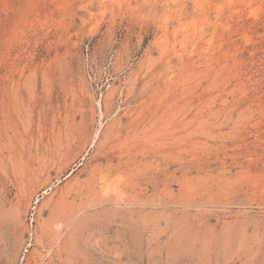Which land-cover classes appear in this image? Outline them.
<instances>
[{"label":"rangeland","instance_id":"rangeland-1","mask_svg":"<svg viewBox=\"0 0 264 264\" xmlns=\"http://www.w3.org/2000/svg\"><path fill=\"white\" fill-rule=\"evenodd\" d=\"M0 264H264V0H0Z\"/></svg>","mask_w":264,"mask_h":264},{"label":"bare ground","instance_id":"bare-ground-1","mask_svg":"<svg viewBox=\"0 0 264 264\" xmlns=\"http://www.w3.org/2000/svg\"><path fill=\"white\" fill-rule=\"evenodd\" d=\"M105 183H106V182H105ZM102 184H103V183H102ZM106 185H107V184H106ZM99 186H100V185H99ZM103 187H104V186H103ZM107 187H110V186H107ZM102 189H103V188H101V190H102ZM104 189H105V188H104ZM106 189H107V188H106ZM106 189H105V190H106ZM105 190H104V192H105ZM110 190H112V189H110ZM107 191H108V190H106V192H107ZM106 192H105V193H106ZM108 193H109V192H108ZM108 193H107V194H108Z\"/></svg>","mask_w":264,"mask_h":264}]
</instances>
